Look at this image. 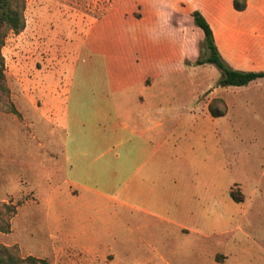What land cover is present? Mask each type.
Masks as SVG:
<instances>
[{
    "label": "rangeland",
    "instance_id": "374dc122",
    "mask_svg": "<svg viewBox=\"0 0 264 264\" xmlns=\"http://www.w3.org/2000/svg\"><path fill=\"white\" fill-rule=\"evenodd\" d=\"M250 1L237 11L232 0H25L26 26L2 48L0 217L9 229L0 246L48 264H264V78L215 87L217 67L196 63L206 49L192 17L199 10L216 27L229 66L264 71V0ZM146 61L169 110L207 117L191 121L205 134L206 182L192 205L198 224L182 232L107 199L119 177H67L65 145H82L71 139L76 125L86 143L101 139L96 113L117 112L122 80ZM97 143L86 154L100 156L101 175L110 154Z\"/></svg>",
    "mask_w": 264,
    "mask_h": 264
},
{
    "label": "crops",
    "instance_id": "0c3cea01",
    "mask_svg": "<svg viewBox=\"0 0 264 264\" xmlns=\"http://www.w3.org/2000/svg\"><path fill=\"white\" fill-rule=\"evenodd\" d=\"M252 5L247 0V8ZM211 26L216 34V27ZM158 74L157 65L149 61L139 63L137 69L129 71V77L122 80L117 112L96 113L97 125L103 133L101 139L93 136L91 144L84 141L87 135L80 123L76 125L77 134L72 135L67 116V134L71 133V139L79 136L82 140L78 148L75 143L71 145L76 153L65 145L67 177L78 185L82 183L80 181L101 182L105 178L109 181L119 177L123 185L118 195H105L107 199L144 214L149 221L182 232L184 228H195L198 224L195 215L199 212H195L192 205L198 203L206 182L205 158L200 157L205 134L191 128V121L206 115L169 110V97L155 93L160 82ZM99 141L109 146L105 152L110 154V158L101 164L104 170L101 175L95 172L100 156L88 157L86 154ZM84 158L89 163L86 166L83 165Z\"/></svg>",
    "mask_w": 264,
    "mask_h": 264
},
{
    "label": "trees",
    "instance_id": "16d2710c",
    "mask_svg": "<svg viewBox=\"0 0 264 264\" xmlns=\"http://www.w3.org/2000/svg\"><path fill=\"white\" fill-rule=\"evenodd\" d=\"M233 7L237 11H244L247 8V0H232ZM25 0H0V89H6L5 80V58L2 48L6 37L10 32L16 34L24 30L26 23L24 17ZM195 24L204 32V47L206 57L199 58L197 64H214L220 72V77L215 87L246 86L253 81L264 78V71L235 69L229 66L223 59L215 41L213 28L207 18L199 10L192 13ZM210 112L214 117L223 114L216 112L212 107ZM234 200L242 201L233 192ZM6 210L13 209L9 204H3ZM12 207V208H11ZM9 229V220L0 217V231ZM0 264H48L45 259L29 255L25 258H18L5 246H0Z\"/></svg>",
    "mask_w": 264,
    "mask_h": 264
}]
</instances>
